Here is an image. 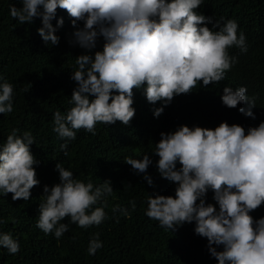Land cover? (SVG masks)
Returning <instances> with one entry per match:
<instances>
[{"label": "clouds", "instance_id": "1", "mask_svg": "<svg viewBox=\"0 0 264 264\" xmlns=\"http://www.w3.org/2000/svg\"><path fill=\"white\" fill-rule=\"evenodd\" d=\"M19 3L22 8L10 7L11 17L20 24L40 18L42 26L37 33L45 45L58 46L60 38L55 33L64 20L57 19L56 27L51 22L58 9L66 11L76 29L70 43L89 53L76 57L78 67L70 75L77 85L69 101L74 106L66 114L57 110L53 116V131L66 140H75L81 129L95 135L98 123L128 126L135 117L134 90H143L148 103L162 104L153 109L154 117L159 118L176 96L193 93L201 82L207 88L224 80L225 73L238 62L230 56L229 48L247 52L246 37L237 34V22L213 23V18L202 13L203 0ZM207 24H212V29ZM100 38L102 50H96ZM246 93L243 86L223 89L222 104L236 108L231 121L238 125L222 122L214 129L181 125L174 132L160 133L153 154L159 157L156 167L160 177L177 187L175 197L149 195L145 215L173 232L195 222V234L207 239V250L218 264H264V217L256 220L250 215L264 206V122H255L259 101ZM12 112L13 85L4 82L0 84V114ZM242 122L249 125L247 133L239 125ZM17 132L13 129L0 144V197L12 194L13 201H28L31 189L40 184L34 167L39 161L31 152L35 143L31 132L22 136ZM66 148L67 143L61 145L62 150ZM152 163L149 155L125 158V164L137 174L146 173ZM55 171L59 183L44 186L36 227L59 239L69 230L68 224L61 223L66 218L84 229L99 226L107 218V201L93 206L113 193L111 182L94 187L90 181L74 178L60 163ZM143 178L154 187L150 176ZM209 191L219 210L206 203ZM129 203L135 211V201ZM113 211L128 214L119 206ZM221 246L223 250L217 251ZM102 247L96 234L89 241L88 254L95 255ZM0 248L10 255L20 251L19 242L10 233L0 234Z\"/></svg>", "mask_w": 264, "mask_h": 264}, {"label": "trees", "instance_id": "2", "mask_svg": "<svg viewBox=\"0 0 264 264\" xmlns=\"http://www.w3.org/2000/svg\"><path fill=\"white\" fill-rule=\"evenodd\" d=\"M12 5L23 6L19 0H0V84L13 85V112L0 114V144L6 142L13 129L18 130V136L31 132L35 143L30 148L39 161L34 167L40 184L31 189L28 201H13L12 194L0 197V234L10 233L20 245L15 255L0 248V264H218L207 250V239L195 234V222L173 232L145 215L149 195L175 197L177 187L160 177L156 167L159 157L153 154L161 132H174L181 125L214 129L222 122L237 124L231 121L236 108L229 109L221 101L226 86L233 90L246 87V95L259 101L255 122H264V0H203V15L213 18V23L220 21L221 26L235 20L239 26L237 34L246 37V53L235 46L228 49L238 62L225 73L224 80L207 88L201 82L193 93L176 96L159 118L154 117L153 109L162 104H150L143 90H134L135 117L128 126L120 122L98 123L95 135L81 129L75 140L62 139L53 131V116L57 110L66 114L74 106L69 101L77 85L70 75L78 67L76 57L89 53L70 43L76 29L66 11L58 9L51 22L56 27L57 19L64 20L63 27L55 33L59 44L53 46L45 45L37 33L41 19L20 24L10 15ZM78 26L83 27L82 22ZM102 45L100 38L96 50H102ZM239 125L247 133L249 125ZM65 143L67 148L62 150ZM144 155L153 161L146 173L137 174L125 164L126 157L142 159ZM56 163L94 187L111 182L113 193L93 206L100 207L107 201V218L99 226L84 229L66 218L61 223L68 224L69 230L59 239L36 227L44 186L59 183ZM145 175L152 178L154 187L148 186ZM130 201H135V211ZM206 203L219 210L211 191ZM116 206L127 209L128 214L113 211ZM250 215L256 220L264 217V206ZM96 234L103 247L89 255V241ZM222 250V246L217 247V251Z\"/></svg>", "mask_w": 264, "mask_h": 264}]
</instances>
